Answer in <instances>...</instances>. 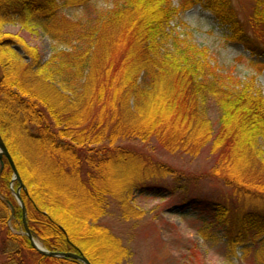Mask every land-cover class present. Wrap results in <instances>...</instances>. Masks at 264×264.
<instances>
[{
	"label": "trees",
	"instance_id": "1",
	"mask_svg": "<svg viewBox=\"0 0 264 264\" xmlns=\"http://www.w3.org/2000/svg\"><path fill=\"white\" fill-rule=\"evenodd\" d=\"M92 1L0 0V134L25 185L33 236L50 251L122 264L132 254L103 220L109 210L125 222L153 223L155 207H137L135 196L167 177L190 190L193 174L166 156L198 157L209 147L211 165L197 179L220 180L231 194L192 197L183 209L221 223L210 228L202 220V239L224 244L242 262L264 264V92L254 77L242 81L220 70L207 47L172 26L201 5L229 42L264 67V0H251L243 18L234 0L179 7L174 0H116L95 17L66 14ZM10 24L40 29L62 47L43 59L2 33ZM211 104L219 112L216 130ZM12 173L9 163L0 172L3 264H82L33 247L13 202Z\"/></svg>",
	"mask_w": 264,
	"mask_h": 264
},
{
	"label": "rangeland",
	"instance_id": "2",
	"mask_svg": "<svg viewBox=\"0 0 264 264\" xmlns=\"http://www.w3.org/2000/svg\"><path fill=\"white\" fill-rule=\"evenodd\" d=\"M115 1L93 0L88 6L68 10L66 14L73 19L95 17L112 8ZM186 1L174 0V6H182ZM234 3L242 18L250 11L251 0H238V2L234 0ZM172 26L189 35L197 44L207 47L212 61L220 70L231 73L242 81L254 77L256 86L264 92V67L252 64L250 54L242 45L228 41L227 29L221 27L213 12L205 10L201 5L189 6L187 10L181 12ZM2 33L11 36L14 40L16 38L17 44L25 49L36 48L43 59L50 56L53 49L62 47L53 42L42 30L36 29L30 32L19 24L6 25ZM209 112L216 130L219 119L218 109L211 104ZM166 159L174 166L188 173L190 171L193 174L191 177L196 181L192 183L190 190L183 192L181 183L170 177L159 178L151 183L155 188L138 193L134 198L137 207L145 210L155 207L156 210L152 213L153 223H149V220L125 222L113 210H109L111 214L106 215L103 220L132 254L122 264H252L251 261L242 262L238 258L231 257L224 244L202 239L199 233V229L204 224L202 220H208L205 224L210 228H221V223L211 221L210 217L200 214L193 206L183 209L182 202L192 197L204 199L207 195H211L221 198L231 194V190L220 180L197 179L200 172L211 165L209 147L205 148L198 157L175 154L166 156ZM1 162L4 163V167L8 163L4 157L0 161V169ZM14 178L12 173L10 188L13 202L18 207L24 204L21 196L24 189L20 187L15 189ZM14 209L15 206L11 205L12 213ZM22 221L25 227L24 216ZM26 223L28 224L27 220ZM10 227L13 228L12 225ZM3 262L5 257L0 254V264Z\"/></svg>",
	"mask_w": 264,
	"mask_h": 264
},
{
	"label": "water",
	"instance_id": "3",
	"mask_svg": "<svg viewBox=\"0 0 264 264\" xmlns=\"http://www.w3.org/2000/svg\"><path fill=\"white\" fill-rule=\"evenodd\" d=\"M16 49L21 51V49L19 47L16 46ZM6 158L10 164V166L12 167V170L14 172V176H15V180H17L21 187L20 188H25L24 187V184L22 182V179L20 177V174L17 170V167L15 165V162L0 134V161L3 159V158ZM4 167V163L1 162V169L0 171H2ZM18 197H19V194H17ZM22 207H23V212H24V222H25V228H26V232H27V235L28 237L30 238L31 240V243L33 245V247L39 252L41 253L42 255L44 256H49V257H57V258H73L79 262H81L82 264H92L91 261L85 257L84 255L82 254H77V253H72V252H65V253H61V252H56V251H49L47 249H45L41 244H39L35 238L33 237L32 235V232L30 230V228L28 227L27 223H26V209H25V205L22 203Z\"/></svg>",
	"mask_w": 264,
	"mask_h": 264
}]
</instances>
